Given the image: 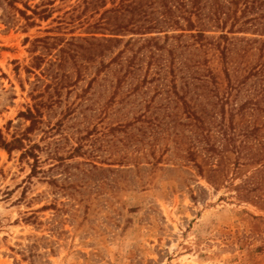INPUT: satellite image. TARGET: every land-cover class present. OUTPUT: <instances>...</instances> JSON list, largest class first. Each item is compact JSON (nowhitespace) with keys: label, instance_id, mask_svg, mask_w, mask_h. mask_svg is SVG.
I'll return each mask as SVG.
<instances>
[{"label":"rangeland","instance_id":"obj_1","mask_svg":"<svg viewBox=\"0 0 264 264\" xmlns=\"http://www.w3.org/2000/svg\"><path fill=\"white\" fill-rule=\"evenodd\" d=\"M46 1L53 4L38 11L51 9L49 20H26L16 9L43 0H0L2 137L26 131L20 113L34 105L32 95L44 102L26 141L40 147L41 172L28 178L31 162L0 149V264H264V105L247 104L259 98L249 89L264 81L231 91L217 56L211 65L220 76L192 79L185 61L202 51L188 49V37L167 42L174 29L148 0H125L121 9L122 0ZM146 2L160 24L133 34L150 25L135 9ZM214 26L203 27L216 38ZM244 32L238 36L262 38ZM44 37L66 40L52 48L53 39L37 41ZM151 37L166 49L142 48ZM243 46L231 49L233 83L256 58L240 56ZM170 48L188 75L177 78L185 100L165 86ZM40 55L42 69L27 72ZM146 76L157 80L133 91ZM157 86L165 91L154 101Z\"/></svg>","mask_w":264,"mask_h":264},{"label":"trees","instance_id":"obj_2","mask_svg":"<svg viewBox=\"0 0 264 264\" xmlns=\"http://www.w3.org/2000/svg\"><path fill=\"white\" fill-rule=\"evenodd\" d=\"M174 1L173 5H170V2ZM150 6H154L155 11H158L159 8L157 5H160L162 11L160 13L161 17L163 18L164 23L170 24L169 26L172 27L174 30V34H166V41H170L171 39L180 41L184 37H188L193 39L192 42L186 43V47L190 49L191 47H196L197 49L202 51V54L199 58H197V52H191L193 56L186 59L189 65L186 67L187 63H183L184 67L187 70H191V77L192 79H203L212 77L215 79L216 76H220L221 73L217 71H213V67L211 65V61L213 57L217 56L220 58L221 62L223 63V70L226 79L228 80V85L231 91H242L244 90L247 85L255 78H261L264 81V27L263 30L260 29V21L264 18V14L260 13L255 15L254 18H248L247 21L240 24L241 18H247V15L250 13H259L264 8V0H230L226 3H222L221 0H148ZM44 3V4H43ZM43 3L36 5L32 9L25 5V10L17 8L16 11L26 20H31L32 18L38 16L42 20H49L52 17V10L49 9L47 6L43 7L40 11L38 9L44 5H52V1L43 0ZM46 3V4H45ZM128 6L131 5V3ZM148 3L145 4L140 3V5H136L135 9L140 11V15L146 19L148 18V22L150 25L147 27L145 24L139 26L140 29H137L133 34L145 36L147 34H151L153 32H149L153 28H156L160 22H154L152 18H149L148 15L151 16V13H148L147 9L151 7H147ZM159 6V7H160ZM125 7V0L120 2L118 5V9ZM210 9V15H204L203 11L205 9ZM242 9L243 16L237 17V12ZM28 11L32 12V15H28ZM262 14V19H261ZM148 16V17H147ZM140 19V18H139ZM208 22H212L215 24V28L219 29L218 32L220 33L216 38L215 36L209 35V31L204 29L203 26L206 25ZM232 21L231 27L228 31L226 28L228 26V22ZM246 24H250V27L246 29ZM31 25H35V23H31ZM238 26V27H237ZM142 28H148L146 30H141ZM149 30V31H147ZM247 30H253L254 35H258L262 38H251L247 36H238L242 35V33L248 34V32H244ZM259 33V34H258ZM132 34V35H133ZM120 35V34H118ZM75 38V37H74ZM83 38L84 40L87 37H78ZM50 39H53L55 42L53 43L52 48H57L59 45L61 46L62 42L66 40L64 37H44L37 39L38 42H48ZM133 38L126 41V48L129 45H132L135 41L132 40ZM120 39L118 42H121ZM246 42V46L242 47L243 51L240 56L245 57L249 54L256 55V58L252 62L245 63L242 67V74L243 76L241 79H237L232 82V78L230 76L231 70L228 66V63H231L232 60L230 59L231 56V49L233 45L238 42ZM152 43H155L158 50L166 49V45H159V41L157 37H151L146 41V44L142 46H152ZM252 43H260V46L254 47ZM163 46V47H161ZM51 47H47L50 49ZM126 48L118 53V59L126 52ZM141 49V48H140ZM139 49V51H140ZM169 54L171 55V60L169 61L168 71L164 74V79L168 78V83L165 85L168 90H171L173 94L177 97H183L182 100H185V96L180 95V89L178 87L177 78L182 76V79L187 80L188 75L185 73V69L182 68L176 63V50L173 48L168 49ZM61 51V49H60ZM213 51V52H212ZM138 53V52H137ZM137 53L129 60L128 70L123 75L124 81H127V76L131 73L132 68L135 66V58L137 57ZM46 56L40 55L34 57V63L32 68H28L27 72L33 73V69L41 70L42 65L46 61ZM63 62V59H60V65ZM204 67L205 70L201 71V68ZM151 71V67H148V73ZM237 70L234 69V73ZM181 74V75H180ZM156 76L161 75V71L155 73ZM94 80V79H93ZM92 80V81H93ZM157 80L155 77L151 79V81ZM120 78V82L118 84V91L123 87V82ZM149 81L148 77L146 76L143 79L142 85H138L135 87L133 91H139L144 85ZM246 86V87H245ZM263 86V87H262ZM186 87H189V84H186ZM156 94L154 95V101L165 91L164 89L156 87ZM251 93H254L255 96L259 97L255 103L248 102L247 104H252L259 108L261 105H264V85H260L259 88L257 86H252L250 89ZM39 95H32L34 100V105L28 108L25 112L20 113V115L26 119L30 123L27 127L26 131L23 132L22 135L14 136L11 140H6L0 134V149L4 150L9 155H12L15 151H19L20 160H26L31 162V174L28 178L36 177L41 172V159L38 155V149L40 148L37 144H26L27 138H29V134H32L37 129L42 113V107L44 105L43 100L39 99ZM184 104L187 106L184 102ZM264 109V108H263ZM233 123V121H232ZM80 149H76L78 152Z\"/></svg>","mask_w":264,"mask_h":264}]
</instances>
